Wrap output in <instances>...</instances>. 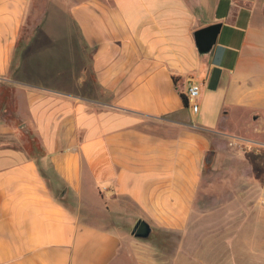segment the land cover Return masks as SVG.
Returning a JSON list of instances; mask_svg holds the SVG:
<instances>
[{"label":"crops","instance_id":"crops-1","mask_svg":"<svg viewBox=\"0 0 264 264\" xmlns=\"http://www.w3.org/2000/svg\"><path fill=\"white\" fill-rule=\"evenodd\" d=\"M220 1L61 0L59 32L47 8L13 69L30 0H0V96L15 88L33 135L0 107V264H138L127 226L186 228L208 152L228 137L264 145V0H230L224 15ZM216 21L202 54L194 31Z\"/></svg>","mask_w":264,"mask_h":264},{"label":"rangeland","instance_id":"rangeland-1","mask_svg":"<svg viewBox=\"0 0 264 264\" xmlns=\"http://www.w3.org/2000/svg\"><path fill=\"white\" fill-rule=\"evenodd\" d=\"M59 1L30 0L23 39L41 22L47 8L52 13L45 25L59 32L54 18L61 10L64 12V4H56ZM232 14L235 17L236 11ZM34 54L42 56V51ZM44 58L59 61L49 54ZM13 89L8 93L3 90L0 107L6 122L30 145L33 135L21 127ZM4 137L6 141L16 139L12 135ZM263 194L264 145L225 138L204 170L199 201L186 228L170 231L153 226L152 234L141 238L132 232L135 224L127 226L140 251L137 263L264 264Z\"/></svg>","mask_w":264,"mask_h":264},{"label":"water","instance_id":"water-1","mask_svg":"<svg viewBox=\"0 0 264 264\" xmlns=\"http://www.w3.org/2000/svg\"><path fill=\"white\" fill-rule=\"evenodd\" d=\"M223 22L216 21L197 28L194 31L196 47L200 53L210 52L218 40ZM153 225L146 218H139L132 232L137 237L148 238L153 232Z\"/></svg>","mask_w":264,"mask_h":264},{"label":"trees","instance_id":"trees-1","mask_svg":"<svg viewBox=\"0 0 264 264\" xmlns=\"http://www.w3.org/2000/svg\"><path fill=\"white\" fill-rule=\"evenodd\" d=\"M229 3H230V0H221L220 1V7H219V10H218V13L220 15H224L227 10H228V7H229ZM250 15V10L247 9V8H242L239 12V17H238V23L239 25L245 27L246 24H247V19ZM25 41V38L23 39V37L21 36L20 38V42H19V45H18V49L16 51V54H15V57H14V60H13V63H12V66H13V69H16L17 68V64L19 62V59H20V55H21V51H22V48H23V43ZM236 54H237V50L236 49H230L229 52H228V59H227V64L228 65H232L234 59L236 58ZM219 73V68L215 69L214 71V75L216 74V76L218 75ZM216 78L213 77L210 81V85L214 86L216 84ZM4 90L8 93L9 90H10V86H6L4 85ZM183 100H184V103L186 105H189V98H188V95L187 93H184L183 94ZM207 156L209 157L210 161L213 160V157H214V152L213 150L209 151Z\"/></svg>","mask_w":264,"mask_h":264},{"label":"built area","instance_id":"built-area-1","mask_svg":"<svg viewBox=\"0 0 264 264\" xmlns=\"http://www.w3.org/2000/svg\"><path fill=\"white\" fill-rule=\"evenodd\" d=\"M186 93L188 95L189 104L191 108L197 111L199 109L198 96L200 94V83L197 80H195L193 77L189 78V83L187 86ZM262 200L264 202V194L262 196Z\"/></svg>","mask_w":264,"mask_h":264}]
</instances>
